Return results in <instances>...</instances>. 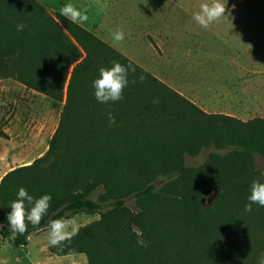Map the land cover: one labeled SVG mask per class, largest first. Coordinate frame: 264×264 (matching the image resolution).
Returning <instances> with one entry per match:
<instances>
[{"label": "trees", "instance_id": "trees-1", "mask_svg": "<svg viewBox=\"0 0 264 264\" xmlns=\"http://www.w3.org/2000/svg\"><path fill=\"white\" fill-rule=\"evenodd\" d=\"M18 22L26 24L23 31L17 32ZM113 60L136 70L119 101L101 104L91 82ZM3 78L64 104L45 154L0 180L1 237L15 235V244L25 246L50 220L98 214L49 253H82L88 264H257L264 254V207H244L251 182H264V166L256 162L257 155L264 162V117L207 113L38 0H0ZM204 151L202 163H187L186 156ZM20 187L34 196L50 193L52 200L39 225L26 220L24 234H10L6 213ZM211 188L217 197L204 204Z\"/></svg>", "mask_w": 264, "mask_h": 264}, {"label": "rangeland", "instance_id": "rangeland-1", "mask_svg": "<svg viewBox=\"0 0 264 264\" xmlns=\"http://www.w3.org/2000/svg\"><path fill=\"white\" fill-rule=\"evenodd\" d=\"M38 1L53 15L59 13V7L67 2V0ZM202 2L204 0H72L77 7L88 9L89 20L84 27L161 80L163 79L159 75L167 78L168 75L175 74L173 67L170 66L172 61L174 63L176 60L197 59L193 58L196 52L192 53L191 47L182 51L181 46L175 47L171 44L170 38L177 35L183 23L182 18L193 16V13L199 11ZM221 2L226 6V14L231 18L224 19L229 22L221 19L225 25L235 23L248 29L264 27V0H221ZM233 15L237 19L235 22L231 17ZM169 23L175 24L178 29L173 27L168 30ZM189 23L192 26L197 25L193 19ZM117 27L123 29L126 36L123 41L113 45L109 30H115ZM239 55L235 60L240 61L242 67L235 70V76L244 78L241 97L248 101L251 96L248 91L253 93L250 81L258 76H264V70L254 68L256 56L250 50ZM258 56V60L262 61L264 51ZM260 70L263 72L261 73ZM256 86L257 88L262 86L260 89H264L263 77L256 78ZM28 90L14 78L0 79V180L8 171L30 164L45 154L60 121L63 102L55 101L35 90L29 93ZM253 99L254 107L245 106L241 110L242 116L235 117L245 121L254 117H264V93L259 95L257 93ZM205 157L206 151L197 157L186 156V161L188 164L197 165L202 163ZM256 162L258 166H264L259 155ZM217 194L216 188L207 190L203 203L211 204ZM127 203L134 207L135 198L130 197ZM98 218V214L88 213H79L70 217L77 223L78 230ZM68 231L71 232V229L69 228ZM14 239L15 235L5 238L0 236V264H88L86 255L82 253L64 256L50 254L48 227L32 233L25 246L16 245Z\"/></svg>", "mask_w": 264, "mask_h": 264}, {"label": "crops", "instance_id": "crops-1", "mask_svg": "<svg viewBox=\"0 0 264 264\" xmlns=\"http://www.w3.org/2000/svg\"><path fill=\"white\" fill-rule=\"evenodd\" d=\"M231 17L234 22L237 20L235 15ZM191 19L192 16H184L177 35L171 36L170 40L173 46H181L182 51L191 47L192 53L196 52L193 58L197 59L176 60L174 63L172 61L170 66L173 67L175 74H170L167 78L158 75L207 113L242 116L241 110L245 106L254 107L255 95L264 93V89H260L262 86L259 88L256 86V78L264 79V76H258L250 81L253 93L248 91L251 96L248 101H245L241 97V85L244 78L239 76L238 72V76H235V70L240 69L242 63L235 60V57L250 50L256 56L254 68L264 70V59L258 60V54L264 51V27L248 29L235 23L225 25L224 22L229 21L224 19H231L227 14L214 21L207 29H202L198 24L193 27L189 23ZM167 27L171 30L173 27L176 28V25L169 23ZM184 54L185 52L183 56ZM260 72L263 71L260 70ZM28 91L33 92L31 89Z\"/></svg>", "mask_w": 264, "mask_h": 264}, {"label": "clouds", "instance_id": "clouds-1", "mask_svg": "<svg viewBox=\"0 0 264 264\" xmlns=\"http://www.w3.org/2000/svg\"><path fill=\"white\" fill-rule=\"evenodd\" d=\"M226 6L221 0H204L200 4L198 12L193 13L192 19L202 29H207L210 24L222 18L226 14ZM59 15L77 26H84L89 20V13L87 7H77L72 3V0H67L59 7ZM26 24L18 22L16 24L17 32L23 31ZM113 45H116L125 39V32L120 27L115 30H109ZM135 66L130 62L127 65L120 63L117 60L110 62L109 66H101L98 68V75L92 80L91 86L93 89V96L98 103L109 104L110 102H117L122 98L123 90L129 84V73L135 72ZM140 82H143L144 76L138 77ZM133 80L132 83H135ZM154 104L158 103V98L152 101ZM108 123H115V116L108 112ZM247 203L244 210L251 212L252 205L256 204L259 207H264V182L253 180L250 185V192L247 196ZM52 196L50 193H44L39 196L30 194L24 187H20L16 192V198L9 204L10 211L6 213L7 227L10 234H24L27 225L25 221L33 226L39 225L42 217L48 213L50 201ZM25 202L28 208L26 210ZM3 222H0L2 228ZM48 244L50 246H60L63 241L71 238L78 230V225L74 219L57 218L48 222ZM69 228L71 232H69ZM139 235V234H138ZM137 245L145 246L143 239L136 241ZM257 264H264V254H261L257 259Z\"/></svg>", "mask_w": 264, "mask_h": 264}]
</instances>
